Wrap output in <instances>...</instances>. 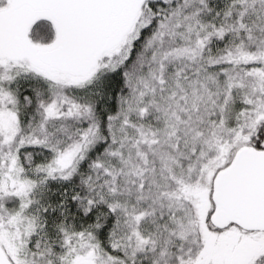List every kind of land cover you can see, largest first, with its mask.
<instances>
[{
  "label": "snow or ice",
  "instance_id": "1",
  "mask_svg": "<svg viewBox=\"0 0 264 264\" xmlns=\"http://www.w3.org/2000/svg\"><path fill=\"white\" fill-rule=\"evenodd\" d=\"M0 264H264V0H0Z\"/></svg>",
  "mask_w": 264,
  "mask_h": 264
}]
</instances>
